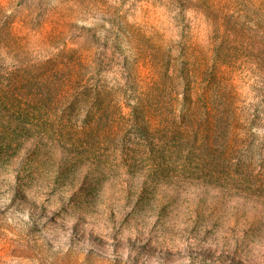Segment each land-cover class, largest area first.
Masks as SVG:
<instances>
[{
	"label": "rangeland",
	"instance_id": "374dc122",
	"mask_svg": "<svg viewBox=\"0 0 264 264\" xmlns=\"http://www.w3.org/2000/svg\"><path fill=\"white\" fill-rule=\"evenodd\" d=\"M264 264V0H0V264Z\"/></svg>",
	"mask_w": 264,
	"mask_h": 264
},
{
	"label": "trees",
	"instance_id": "16d2710c",
	"mask_svg": "<svg viewBox=\"0 0 264 264\" xmlns=\"http://www.w3.org/2000/svg\"><path fill=\"white\" fill-rule=\"evenodd\" d=\"M200 1H205V0H200ZM114 262H117L118 264H124V262L120 259H115Z\"/></svg>",
	"mask_w": 264,
	"mask_h": 264
}]
</instances>
